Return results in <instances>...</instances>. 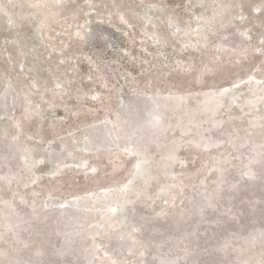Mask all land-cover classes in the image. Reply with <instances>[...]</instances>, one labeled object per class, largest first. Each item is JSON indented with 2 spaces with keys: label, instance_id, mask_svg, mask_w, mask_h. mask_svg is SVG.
Here are the masks:
<instances>
[{
  "label": "rangeland",
  "instance_id": "1",
  "mask_svg": "<svg viewBox=\"0 0 264 264\" xmlns=\"http://www.w3.org/2000/svg\"><path fill=\"white\" fill-rule=\"evenodd\" d=\"M0 264H264V0H0Z\"/></svg>",
  "mask_w": 264,
  "mask_h": 264
}]
</instances>
